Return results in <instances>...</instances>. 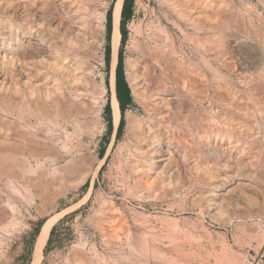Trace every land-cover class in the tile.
<instances>
[{
	"label": "rangeland",
	"instance_id": "374dc122",
	"mask_svg": "<svg viewBox=\"0 0 264 264\" xmlns=\"http://www.w3.org/2000/svg\"><path fill=\"white\" fill-rule=\"evenodd\" d=\"M0 2V264H32L48 218L36 264H264V0H216L208 22L198 16L207 34L161 0H133L117 49L133 86L118 137L105 111L114 0H90L67 36L38 3ZM27 11L49 42L20 31ZM137 26L171 42L164 91L140 71ZM146 130L153 145L136 143Z\"/></svg>",
	"mask_w": 264,
	"mask_h": 264
},
{
	"label": "bare ground",
	"instance_id": "6f19581e",
	"mask_svg": "<svg viewBox=\"0 0 264 264\" xmlns=\"http://www.w3.org/2000/svg\"><path fill=\"white\" fill-rule=\"evenodd\" d=\"M3 2L9 3L8 0H2ZM17 1V0H16ZM185 2H187L188 0H184ZM20 2H22L23 7L26 10H29L31 8H34L35 4L38 3V10H41V12L43 14L48 15L49 18H51L53 20V18H56L55 15L57 16L58 19V23H57V28L61 27L63 28V35L68 34V32L77 34L78 33V26L76 25L78 23V20L80 16L79 14L82 12V9H85L87 4L90 3V0H20ZM162 4H165L164 7H166V9L168 10V12H173L175 13L177 16L176 18H180L181 20H183L184 24L188 25L191 29L197 31L200 29V31L203 32V34H207L208 33V27L207 25H200V21H198V16H203L205 18V20L208 22L209 18V12L210 11H214L215 9V5L216 4V0H200V2H198V0H189L187 6H183V1L181 3V0H161ZM184 2V3H185ZM231 2V1H230ZM1 3V2H0ZM122 3L123 0H114L113 5H112V31H111V37H110V43H111V48H112V57H111V65H110V72H109V89H110V105L112 108V121L114 124V127L116 128L120 119V112H119V107H118V101L115 95V66H116V62H117V49H118V45L120 42V31H119V18H120V11H121V7H122ZM93 4V3H92ZM161 4V5H162ZM225 3L223 2V5ZM160 6V5H159ZM230 6V5H229ZM36 7V6H35ZM90 7V6H89ZM163 7V6H162ZM163 7V8H164ZM88 8V7H87ZM224 8V7H223ZM59 9V12H58ZM218 9V7H217ZM221 9V8H220ZM228 9V7H227ZM230 10V9H229ZM229 10L227 12H229ZM232 10V8H231ZM60 11L62 12V14L60 13ZM217 11V10H216ZM215 13H218L216 12ZM224 11V10H222ZM93 12V11H91ZM226 12V11H225ZM197 15H196V14ZM30 12L27 11L25 13V15L22 17V20L20 22V31L23 33V35H30L32 33H34L35 35H38L39 37H41V39L43 40V43L49 40H45L44 34H43V30L39 27V25H35L34 23H28V16H29ZM220 14V13H218ZM174 15V14H173ZM222 15V14H221ZM65 16H69L72 19V22H70V24H65L63 18ZM42 17V15H41ZM175 17V15H174ZM173 17V18H174ZM219 17V16H218ZM223 17V16H222ZM220 17L219 20H222ZM228 17H230V15H228ZM228 17L227 20L224 22L228 21ZM44 18V16H43ZM66 18V17H65ZM68 18V17H67ZM224 18V17H223ZM226 18V17H225ZM241 18V17H240ZM66 20V19H65ZM31 21V20H30ZM69 21V20H68ZM71 21V20H70ZM86 21V20H85ZM205 21V22H206ZM242 21V19H241ZM199 22V24H198ZM224 22L222 24V21L220 23V21H218L217 23H220L221 25H224ZM68 23V22H67ZM216 23V27H218V24ZM8 24V23H7ZM6 24V25H7ZM42 24V23H41ZM54 24V23H53ZM208 24V23H207ZM80 25V24H78ZM145 25V24H144ZM200 25V26H199ZM233 25V24H232ZM250 25V24H249ZM45 26V25H44ZM148 26V25H147ZM145 26V27H147ZM185 26V25H184ZM241 26V25H240ZM254 26V25H253ZM138 27V26H137ZM211 27V25H210ZM221 27V26H220ZM159 28V27H158ZM181 28V27H180ZM60 29V28H59ZM182 29V28H181ZM217 29V28H216ZM224 29V28H223ZM237 29V28H235ZM162 28L160 29H154L152 31H149L145 37H143L144 35L141 33V29L140 27H138L137 29H135V31L137 32L138 36L136 39L137 45L140 47V56L138 59V64L141 66V70L145 76L147 77V81L148 85H155L156 83L154 82H158V85L155 86L156 89V93L160 92L161 90H163L162 86L163 84L160 83V79L161 78L157 71L159 72H163V74H168V71L170 69H173V67L175 68V66L178 65H174L172 68H170V63H172L173 61H171V56L173 54V49H172V45L169 44L171 42H167L164 39V35L163 33H165L163 31L162 33ZM214 30V29H213ZM50 31V30H49ZM238 31V30H236ZM245 31V30H244ZM253 31V30H252ZM258 31V30H257ZM82 34V33H81ZM166 34V33H165ZM143 35V36H142ZM187 35V33H186ZM223 35V34H221ZM229 35V34H228ZM245 35V34H244ZM143 38V42H141L140 38ZM167 36V35H166ZM227 36V35H224ZM231 36V35H230ZM239 36V35H238ZM36 37V36H35ZM170 37V36H169ZM189 37V36H188ZM187 37V38H188ZM248 37V36H247ZM66 38V39H65ZM64 40H67V37H65ZM70 38V37H69ZM68 38L69 42L70 39ZM81 38V37H80ZM141 38V39H142ZM186 38V37H185ZM225 38V37H224ZM264 38V37H263ZM82 39V38H81ZM170 39V38H169ZM193 39V38H192ZM242 39V38H241ZM167 40V39H166ZM188 40V39H187ZM198 40H199V36H198ZM61 41V40H60ZM190 41V40H189ZM193 41V40H192ZM196 41V40H195ZM205 41V40H204ZM17 42V41H16ZM39 42V41H38ZM72 42V40H71ZM65 43V42H64ZM75 43V41H74ZM142 43V45H141ZM198 43V42H197ZM200 43V42H199ZM204 43V42H203ZM66 44V43H65ZM81 44V43H80ZM54 45V44H53ZM67 45V44H66ZM71 45V44H70ZM136 47V45H134ZM36 47V46H35ZM44 47V46H43ZM70 47V46H69ZM41 48V47H40ZM60 48V47H59ZM58 49V48H57ZM259 49V48H258ZM65 51V50H64ZM70 51V50H69ZM262 51V50H261ZM63 53V52H62ZM264 53V51H263ZM139 54V53H138ZM75 55V54H74ZM181 58V57H180ZM47 59V58H46ZM63 59V58H62ZM24 60V59H23ZM59 60V59H58ZM180 60V59H179ZM26 62V61H25ZM61 62V61H60ZM176 62V61H175ZM204 62V61H203ZM210 62V61H209ZM179 63V62H178ZM207 63V62H206ZM56 64V63H55ZM58 65V64H57ZM60 65V64H59ZM136 66V65H135ZM181 66V65H180ZM34 67V66H33ZM59 67V66H58ZM192 67V66H191ZM62 68V67H61ZM180 68V67H179ZM190 69V68H189ZM175 70V69H174ZM187 70V69H186ZM192 70V69H190ZM37 71V70H36ZM139 71V72H140ZM176 71V70H175ZM174 71V72H175ZM182 71V68L181 70ZM173 70H171L170 73H173V75L176 77L178 75H176V72L174 74ZM185 73V72H183ZM181 73V74H183ZM189 73V72H188ZM188 73H185V75L187 76ZM191 71H190V75H191ZM140 74V73H139ZM162 74V75H163ZM165 74L163 75L165 78ZM180 74V75H181ZM189 75V76H190ZM159 76V77H158ZM196 76V75H195ZM202 76V74H201ZM169 79H172L170 74H169ZM181 77V76H178ZM177 77V78H178ZM182 77H184L182 75ZM143 78V77H141ZM167 79V78H165ZM167 79V80H169ZM191 79V77H190ZM189 78L185 77V81L182 83L180 81H178L181 85L182 88L179 87L180 89H183V95L187 97V99L189 100L188 96L190 92V88H188L189 86H187V84H192L191 80ZM198 79V78H197ZM195 79V80H197ZM145 80V79H143ZM166 80V81H167ZM173 80H175L173 78ZM146 81V82H147ZM162 81V80H161ZM145 82V81H144ZM172 82V81H169ZM195 82V81H194ZM204 82V81H203ZM139 83V82H138ZM187 83V84H186ZM70 84V83H69ZM130 88L132 86L131 81L129 80L128 82ZM167 84V83H166ZM147 85V86H148ZM168 85V84H167ZM176 85V83H175ZM179 85V84H178ZM177 86V85H176ZM180 86V85H179ZM170 87V86H169ZM178 87V86H177ZM199 87V86H198ZM202 87V86H201ZM262 88L264 89V86H262ZM192 89V88H191ZM194 89V88H193ZM57 90V89H56ZM165 90V89H164ZM163 90V91H164ZM256 90V89H255ZM214 92V91H213ZM226 92V91H225ZM31 93V92H30ZM192 93V92H191ZM195 93V91H194ZM231 93V92H230ZM259 93V92H258ZM154 94V93H152ZM197 94V93H196ZM151 95V93H150ZM202 95V94H201ZM67 96V95H66ZM163 96V95H162ZM193 97V94L191 95ZM230 96V95H229ZM263 96V94H262ZM77 97V96H75ZM73 97V98H75ZM233 97V96H231ZM150 98V97H149ZM159 98V97H158ZM262 98V97H261ZM72 99V97H71ZM152 99V98H150ZM185 99V98H184ZM195 99V98H194ZM232 99V98H231ZM69 100V99H67ZM234 100V99H233ZM70 102V101H68ZM67 102V103H68ZM72 102V101H71ZM70 102V104H71ZM189 102V101H188ZM187 102V103H188ZM224 102V101H223ZM57 103V102H56ZM186 103V102H185ZM262 103V102H261ZM69 104V105H70ZM150 104V103H149ZM152 104V103H151ZM150 104V105H151ZM67 105V104H66ZM68 105V106H69ZM73 105V104H71ZM190 105V104H189ZM230 105V104H229ZM58 106V105H57ZM149 107L148 103L145 107ZM184 106V105H183ZM191 106V105H190ZM224 106V105H223ZM233 106V105H232ZM147 107V108H148ZM186 107V106H185ZM230 107V106H229ZM45 108V107H44ZM67 108V107H66ZM73 108V107H72ZM76 108V107H75ZM149 109V108H148ZM185 109V108H184ZM233 109V108H232ZM156 110V109H155ZM235 110V109H234ZM77 111V110H76ZM201 111V110H200ZM158 112V111H157ZM187 112V111H185ZM153 113V112H152ZM189 113V112H188ZM158 114H162L164 115V112L160 111L158 112ZM186 114V113H185ZM184 114V115H185ZM151 115V114H150ZM165 115L167 116V113H165ZM183 115V114H182ZM181 115V116H182ZM241 115V114H240ZM173 116V115H172ZM194 116V114H193ZM200 116V115H199ZM250 116V115H249ZM190 117V116H189ZM167 120V119H166ZM188 120V119H187ZM195 120V119H194ZM201 120V119H200ZM189 121V120H188ZM193 123V122H192ZM199 123V122H198ZM144 124V123H143ZM191 124V123H190ZM201 125V124H200ZM199 125V126H200ZM191 127V126H190ZM204 127V126H203ZM240 128V127H239ZM201 129V128H200ZM147 131V130H146ZM161 132V131H160ZM164 135V134H163ZM183 137V136H182ZM186 137V136H185ZM152 139H153V135L152 132L147 131L146 134L141 135L138 139V141L136 143H140V144H152ZM183 139V138H182ZM154 142V141H153ZM176 142V141H175ZM184 142V141H183ZM186 142V141H185ZM205 143V142H204ZM154 144V143H153ZM152 144V145H153ZM196 144V143H195ZM193 146V145H192ZM149 147V146H148ZM153 147V146H152ZM197 147V146H196ZM137 148V147H136ZM144 148V147H142ZM141 148V149H142ZM137 150L136 151V157L137 159L135 160H131L130 157V164H129V168L131 170V172L134 171V169L136 170V168H141L142 165L140 164L141 159H143L145 157V154L147 153V151L150 149H144V150ZM152 150V149H151ZM150 150V151H151ZM168 152V151H167ZM169 155V154H168ZM186 155V154H185ZM166 157V156H165ZM171 158V157H169ZM124 165V164H123ZM143 168V167H142ZM145 168V166H144ZM129 171V169L127 170ZM132 175V173H131ZM133 175L135 176V174L133 173ZM203 176V175H202ZM208 176V175H207ZM211 177L209 176V179ZM140 179V178H139ZM134 182V181H133ZM136 182V181H135ZM138 184V182H137ZM124 185V184H123ZM176 220V219H175ZM175 222V221H174ZM53 223V219L52 218H48L46 219L43 224L41 225V228L37 234L36 237V241L34 244V251H33V259H32V264H36L41 256V249L46 241V238L48 236L49 230L51 228V225ZM173 223V220H172ZM176 223V222H175ZM174 225V224H173ZM176 225V224H175ZM177 226V225H176Z\"/></svg>",
	"mask_w": 264,
	"mask_h": 264
},
{
	"label": "trees",
	"instance_id": "16d2710c",
	"mask_svg": "<svg viewBox=\"0 0 264 264\" xmlns=\"http://www.w3.org/2000/svg\"><path fill=\"white\" fill-rule=\"evenodd\" d=\"M132 3L133 0H123L121 11H120V18H119V31H120V43L123 44L125 41V36H126V30H125V25L127 20L130 18L131 13H132ZM111 22H112V17H111V10L107 12V33L110 35L111 33ZM109 55H110V46H106V64L109 65ZM115 94L116 98L119 104V110H120V119L116 128V137H118L122 131L123 124H124V110L126 108V105L131 103L132 97L130 94V88L127 84V81L125 80L124 77V72H123V60H122V54H121V49L118 50L117 53V64L115 68ZM105 111L108 115L107 117V133L111 134V109L109 103L106 104L105 106ZM102 151V150H101ZM39 229H36L35 234H37Z\"/></svg>",
	"mask_w": 264,
	"mask_h": 264
},
{
	"label": "crops",
	"instance_id": "0c3cea01",
	"mask_svg": "<svg viewBox=\"0 0 264 264\" xmlns=\"http://www.w3.org/2000/svg\"><path fill=\"white\" fill-rule=\"evenodd\" d=\"M112 57V56H111ZM116 64H117V62H116ZM115 68H116V66H115ZM126 80V79H125ZM108 85H109V83H108ZM131 94V93H130ZM116 95V94H115ZM109 105H110V102H109ZM129 105V104H128ZM128 105H126V108H127V106ZM118 107H119V104H118ZM126 108H125V110H126ZM110 109H111V125H112V129H111V134H113V132H115L116 133V128L114 127V124H113V121H112V108H111V105H110ZM125 110H124V112H125ZM119 112H120V110H119Z\"/></svg>",
	"mask_w": 264,
	"mask_h": 264
}]
</instances>
